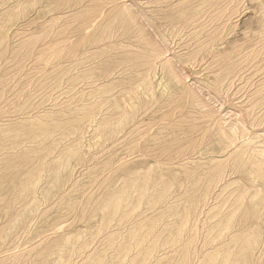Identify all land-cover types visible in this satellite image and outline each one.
<instances>
[{"label":"rangeland","instance_id":"obj_1","mask_svg":"<svg viewBox=\"0 0 264 264\" xmlns=\"http://www.w3.org/2000/svg\"><path fill=\"white\" fill-rule=\"evenodd\" d=\"M0 264H264V0H0Z\"/></svg>","mask_w":264,"mask_h":264},{"label":"bare ground","instance_id":"obj_2","mask_svg":"<svg viewBox=\"0 0 264 264\" xmlns=\"http://www.w3.org/2000/svg\"><path fill=\"white\" fill-rule=\"evenodd\" d=\"M200 254V253H199Z\"/></svg>","mask_w":264,"mask_h":264}]
</instances>
